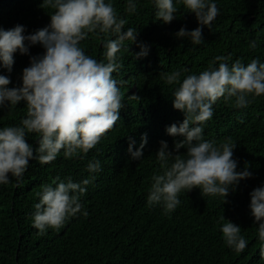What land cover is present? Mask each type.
Here are the masks:
<instances>
[{
  "label": "trees",
  "instance_id": "obj_1",
  "mask_svg": "<svg viewBox=\"0 0 264 264\" xmlns=\"http://www.w3.org/2000/svg\"><path fill=\"white\" fill-rule=\"evenodd\" d=\"M112 3L125 19V29H138V40L150 45L149 55L133 61L131 53L138 51L135 45L119 53L122 68L112 76L122 82L124 106L120 120L94 149L83 158L66 160L60 155L50 164L33 160L19 186L15 178L0 185V264H264L248 210L249 193L264 184V96L242 109L234 107L233 100L221 98L206 122L204 139L234 143L237 169L247 164L252 172L251 178L229 194L228 203L222 204L219 197H202L194 188L179 195L181 204L169 215L160 207L146 205L151 177L159 171L155 157L159 141H166L171 149L180 138L166 135L165 128L183 119L172 108V89L160 74L181 69L187 70L185 75L199 74L215 56H231L245 65L256 57L264 62V0H216L220 14L211 28L202 29L201 45L174 35L181 27H197L192 14H183L182 5H177L178 19L165 25L155 22L151 0H139L137 12L131 15L125 10V0ZM40 4L41 0H0V28L23 25L29 34L46 26L50 10ZM251 40L256 41L255 49L248 46ZM81 46L94 59H103L97 37L90 36ZM42 52L39 45L29 50L30 55ZM28 63L29 56L16 53L11 73L0 69V74L10 77L9 87L19 86ZM25 114L22 102L12 110L0 111V127L18 124ZM144 133L143 157L133 161L126 151L128 138L135 139V150ZM35 141L32 135L27 139L33 145ZM91 160H99L102 171L81 198L87 217L78 214L59 230L39 235L31 220L36 193L56 177L70 176L76 182L88 178L86 165ZM221 216L241 227L248 240L242 253L225 246L219 231Z\"/></svg>",
  "mask_w": 264,
  "mask_h": 264
},
{
  "label": "clouds",
  "instance_id": "obj_2",
  "mask_svg": "<svg viewBox=\"0 0 264 264\" xmlns=\"http://www.w3.org/2000/svg\"><path fill=\"white\" fill-rule=\"evenodd\" d=\"M125 3L128 14L137 12L139 0ZM40 5L50 10L46 26L29 34H25L23 25L0 28V69L11 73L14 54L29 56L19 86L9 87L10 77L0 74V111L12 110L21 102L26 109L18 124L0 127V185L15 178L19 186L33 160L50 164L60 155L66 160L83 158L94 149L120 120L124 106L122 82L112 76L122 68L119 53L129 52V46L135 45L138 51L131 53V57L138 61L150 52V45L138 40V29H125L126 21L118 15L112 0H41ZM151 5L155 22L165 25L178 19L177 5H182L183 14H192L197 27H181L174 34L192 45L203 43L202 29L211 28L220 14L216 0H151ZM90 36L100 40L103 59H94L81 46ZM37 45L43 49L42 54L30 55V48ZM248 46L255 49L256 41L251 40ZM185 72L181 69L160 74L163 83L172 89V108L183 115L181 122L165 128L166 135L180 138L174 140L171 149L166 141H159L155 152L159 171L152 175L146 197L148 207H160L165 215L181 204L182 192L194 188L199 189L202 197H219L226 204L239 183L252 177L247 164L237 169L234 143L216 144L205 140L203 133L219 99L233 100V106L242 109L264 96V62L259 57L245 65L231 56H215L199 74ZM30 135L36 138L35 145L27 142ZM146 144L144 133L133 150L136 141L129 137V158L141 160ZM86 171L89 177L79 182L70 176L56 177L52 183L41 186L31 217L32 227L39 235L49 229L59 230L78 214L87 217L81 198L102 171L100 161H89ZM249 198V215L256 225L260 255L264 258V184L254 188ZM220 221L225 246L242 253L248 240L241 234V227L223 216Z\"/></svg>",
  "mask_w": 264,
  "mask_h": 264
}]
</instances>
